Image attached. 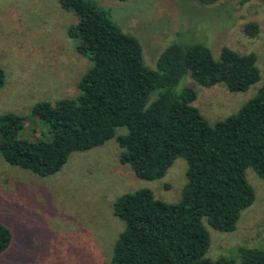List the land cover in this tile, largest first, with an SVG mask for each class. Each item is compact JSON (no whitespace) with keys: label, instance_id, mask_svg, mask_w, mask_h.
<instances>
[{"label":"trees","instance_id":"1","mask_svg":"<svg viewBox=\"0 0 264 264\" xmlns=\"http://www.w3.org/2000/svg\"><path fill=\"white\" fill-rule=\"evenodd\" d=\"M58 2L75 13L68 35L77 38L76 51L89 54L92 66L78 81L76 97L32 107V116L48 128L47 138H22L18 132L25 117L0 115L3 160L47 176L73 152L114 138L120 161L137 177L154 180L182 157L187 181L178 202L160 200L149 188L115 199L113 213L124 228L108 264H236L234 258L206 255V225L233 231L255 198L245 170L252 168L264 179V86L235 113L211 123L193 104L195 89L178 85L189 74L200 86L223 84L233 92L245 91L260 77L256 54L223 46L214 58L203 44L170 43L151 69L144 64L139 40L123 32L93 0ZM244 31L254 36L257 23L249 21ZM4 82L0 66V87ZM119 127L126 133L116 134ZM11 239L10 229L0 222V252ZM237 252L238 264H264L261 248L239 247Z\"/></svg>","mask_w":264,"mask_h":264},{"label":"rangeland","instance_id":"2","mask_svg":"<svg viewBox=\"0 0 264 264\" xmlns=\"http://www.w3.org/2000/svg\"><path fill=\"white\" fill-rule=\"evenodd\" d=\"M123 32L142 46L144 64L156 68L170 43H200L218 58L223 46L239 53L254 52L259 80L245 91L223 84L200 86L188 74L178 88L196 91L194 105L211 123L235 113L264 86V0H93ZM77 21L72 9L58 0H0V115L25 117L18 134L33 141L48 137V128L31 110L36 102H54L78 95V81L92 66L89 54L76 51L77 38L68 28ZM255 21L258 31L244 26ZM125 127L116 134L126 133ZM114 138L73 152L56 172L39 176L10 165L0 155V222L12 239L0 252V264H108L124 222L113 213V202L125 193L149 188L168 203L181 198L187 163L176 158L163 177L144 180L119 159ZM253 203L240 213L236 228L221 232L206 225L210 244L206 255L238 261L239 247L264 250V179L245 170ZM236 261V264H238Z\"/></svg>","mask_w":264,"mask_h":264},{"label":"water","instance_id":"3","mask_svg":"<svg viewBox=\"0 0 264 264\" xmlns=\"http://www.w3.org/2000/svg\"><path fill=\"white\" fill-rule=\"evenodd\" d=\"M205 1H216V0H205Z\"/></svg>","mask_w":264,"mask_h":264}]
</instances>
